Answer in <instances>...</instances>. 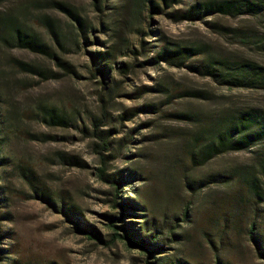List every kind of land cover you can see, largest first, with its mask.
Masks as SVG:
<instances>
[{"label":"rangeland","instance_id":"obj_1","mask_svg":"<svg viewBox=\"0 0 264 264\" xmlns=\"http://www.w3.org/2000/svg\"><path fill=\"white\" fill-rule=\"evenodd\" d=\"M144 1L0 0V14L31 28L50 49L0 47V264H264L247 237L238 242L224 227L235 213L232 186L207 183L251 155L230 152L203 165L191 156L223 111L264 107V90L227 88L193 68L226 55L264 63L263 54L229 43L219 30L264 36V25L250 16L182 20L192 0L161 13ZM62 6L82 18L83 33ZM171 44L202 46L205 54L166 61L159 55ZM104 51L112 54L105 80L92 69L93 53ZM15 60L42 73L14 70ZM50 108L58 123L49 121ZM94 126L109 142L103 178ZM123 201L135 207L117 225L132 221V231L161 244L160 251L148 256L113 238L109 218L118 217Z\"/></svg>","mask_w":264,"mask_h":264},{"label":"trees","instance_id":"obj_2","mask_svg":"<svg viewBox=\"0 0 264 264\" xmlns=\"http://www.w3.org/2000/svg\"><path fill=\"white\" fill-rule=\"evenodd\" d=\"M133 1L137 5L142 4V0ZM146 2L150 11H160V13L163 12V8L171 7L173 2L179 3L176 0H145L144 3ZM95 7L99 9L96 4ZM62 8L76 22L77 29L83 33L85 24L82 22V18L70 8L64 6ZM170 14L168 13V15ZM182 15L183 18H180L182 20H200L213 15L250 16L264 25V0H192ZM39 19L43 25L49 28V31L58 41V33L54 31L49 18L42 16ZM18 21L11 15L0 14V47L13 43L18 48L49 54L50 49L47 43L31 28L20 26ZM219 30L224 31L225 35L229 37V43L242 45L249 52L253 51L264 55V36H254L240 28L219 26ZM171 45V48L165 47L162 56L159 55V57L166 61L176 60L179 63H184V61L197 55L205 54L202 46ZM92 58L93 71L100 73L104 80L107 79L108 71L112 68L110 65L111 52H95ZM207 60L206 64L193 69L201 71L202 75L209 77L218 85L227 88L264 90L263 62H259L250 56L231 57L228 55L210 57ZM120 66L121 71L127 68V64L124 63H120ZM11 67L24 73H42L36 65L20 60H15ZM3 74L4 71H0L1 81ZM2 86L9 87L5 81H3ZM185 93L194 98L208 100L205 92L199 90H189ZM46 113L52 123L53 120L57 123L60 121V116L54 113L53 108L47 110ZM93 133L100 141L96 153L100 157V163L103 164L102 167L98 168L99 177L103 178L106 175L104 168L105 153L109 150V142L103 139L102 132L98 131L97 126H94ZM207 134L204 142L192 144L198 154L195 158V154L191 153L192 161L194 162L196 159L198 165L208 163L214 158L230 152H248L251 155L249 163L239 164L233 168L230 174H217L213 176L212 182L207 183L224 187L232 186L235 195L233 198L235 213L231 218L226 219L224 227L233 233L238 242L247 237L248 244L253 247L254 252L264 259V107L247 106L223 111L215 124L209 128ZM41 197L43 198V195ZM46 201H49V198L46 197ZM119 206L120 214L118 217L110 216L109 218L108 226L114 230L113 238L125 241L131 247L141 249L148 256H151L152 251H160L162 249L161 244L155 243L147 235L140 237L132 231V228L129 227L132 221L121 226L117 225V222L123 221L125 212L135 207V203L123 201ZM70 217L75 222L80 221L77 216L72 217L70 215ZM242 226H244V230H242ZM84 232L88 238L98 239L93 231L84 230Z\"/></svg>","mask_w":264,"mask_h":264}]
</instances>
